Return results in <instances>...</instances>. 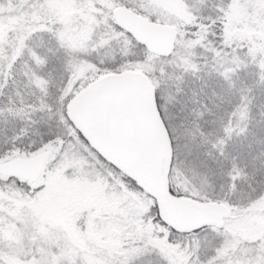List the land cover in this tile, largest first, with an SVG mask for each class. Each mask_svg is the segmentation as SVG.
Here are the masks:
<instances>
[{"label": "snow or ice", "instance_id": "6c2138e0", "mask_svg": "<svg viewBox=\"0 0 264 264\" xmlns=\"http://www.w3.org/2000/svg\"><path fill=\"white\" fill-rule=\"evenodd\" d=\"M0 264H264V0H0Z\"/></svg>", "mask_w": 264, "mask_h": 264}]
</instances>
